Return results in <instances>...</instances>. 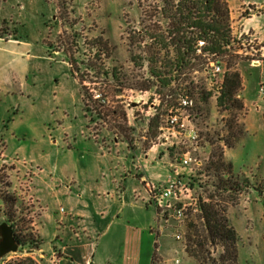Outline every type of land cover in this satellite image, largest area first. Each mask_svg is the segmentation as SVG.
I'll use <instances>...</instances> for the list:
<instances>
[{"label": "rangeland", "instance_id": "1", "mask_svg": "<svg viewBox=\"0 0 264 264\" xmlns=\"http://www.w3.org/2000/svg\"><path fill=\"white\" fill-rule=\"evenodd\" d=\"M187 1L0 0V209L16 236L40 243L0 264H56L58 248L93 244L98 264H152L155 250L157 264H196L184 236L199 200L224 211L238 264H264V0H224L228 53L203 48L183 61L169 17ZM248 6L263 12L244 27ZM231 71L240 102L221 104ZM186 97L190 109L180 106ZM175 115L196 141L168 124ZM220 153L249 187L225 186L208 170ZM184 157L193 162L181 168ZM175 168L187 188L163 198ZM103 212L133 227L126 252L121 225L100 241Z\"/></svg>", "mask_w": 264, "mask_h": 264}, {"label": "trees", "instance_id": "2", "mask_svg": "<svg viewBox=\"0 0 264 264\" xmlns=\"http://www.w3.org/2000/svg\"><path fill=\"white\" fill-rule=\"evenodd\" d=\"M193 9L196 10L195 13ZM169 19L170 27L173 28L171 33L176 36L172 44L178 47L181 60L184 61L187 55L196 50L194 48L199 40L205 41L206 47L203 50L210 54L226 55L228 53L227 48L231 44L229 10L224 0L187 1L181 4L178 11L172 14ZM220 85L223 89L220 98L221 104H225L226 101L240 102L236 99V94L242 86V80L237 71L228 73ZM239 107L242 108V104ZM227 146L233 148L230 142ZM219 155L218 161L211 158L208 170L211 171L215 167L216 176L221 178L225 186H229L233 182V185L239 186L238 181L241 178L234 174L232 164L225 162L223 154ZM241 180H243L244 187L250 186L247 177ZM197 211L194 223L189 225L184 236V250L188 258L196 264H238V237L235 230L229 225L224 211L212 202L208 203L203 200H199ZM161 212L162 210L158 208L157 214L160 215ZM8 219L12 225L11 219ZM15 237L22 247L28 244L34 249L40 247L39 241L32 237L25 238L20 235H15ZM27 262L35 264L32 259L20 260L16 264H28ZM158 262L159 258L155 250L152 264Z\"/></svg>", "mask_w": 264, "mask_h": 264}, {"label": "built area", "instance_id": "3", "mask_svg": "<svg viewBox=\"0 0 264 264\" xmlns=\"http://www.w3.org/2000/svg\"><path fill=\"white\" fill-rule=\"evenodd\" d=\"M261 11V7H247L246 10H244V13H247L248 16H255L257 14H255L256 12H260ZM206 46L205 41L203 40H199L197 45H196V50L198 52H202V49ZM216 55V54H215ZM217 56V55H216ZM218 57V56H217ZM222 69H223V64L221 62H212L211 63V72L213 74L214 77L219 76V74L222 73ZM219 89H222L221 85L219 86ZM260 92L262 94H264V85L261 87ZM97 99H101V96H97ZM102 102H105L104 99H101ZM180 106L182 108H186V109H190L193 107V101L190 100L188 97L186 98H182L181 102H180ZM189 119V118H188ZM168 124L172 127V128H178L181 132H185L187 133L186 137L190 140L196 141L198 139V135H197V131L194 127H188L185 119L180 118L179 116L175 115V116H170L168 119ZM191 162H193V159L191 157H184L183 159H181V161L178 162V166H180L181 168H185L187 167L189 164H191ZM187 188V184L186 182L183 180V178L180 175V172L178 171L177 168L172 169L170 171V174L167 178V180L165 181V184L160 192V195L163 198L166 199H180L181 193ZM150 191L153 194L152 197L154 199V201L158 198L157 196V189L153 186L150 185ZM170 206V205H169ZM175 214L176 217L178 219L182 218L184 216V208L183 207H177L175 208ZM181 236L180 235H176V239L180 240ZM179 261H177L178 263Z\"/></svg>", "mask_w": 264, "mask_h": 264}, {"label": "crops", "instance_id": "4", "mask_svg": "<svg viewBox=\"0 0 264 264\" xmlns=\"http://www.w3.org/2000/svg\"><path fill=\"white\" fill-rule=\"evenodd\" d=\"M261 7V11L259 12V14L261 12H263L262 10V6H259ZM259 14L257 15H253V16H250L249 18H244V19H241V22L243 24V26L245 27V24L247 21L249 20H253L255 19L256 17L259 16ZM252 30V29H250ZM264 44V42H262ZM264 49V47H263ZM264 56V55H263ZM133 147V145H131ZM142 179H146L144 176H142ZM117 217L115 216H111V214H106V213H102V218L104 219V226L103 228L101 229L102 231L99 233V238L100 241L111 236L113 234L114 229L115 228H118V226H122L125 228L126 230V233H125V237H124V250L125 252L127 251V248H128V242L130 241V233L131 232V226L129 225H125L126 223H121L122 220H120V215L117 213L116 214ZM60 222H64V219L62 220V218L60 219L59 223ZM110 241L111 239H107L105 241V250L110 247ZM96 248V251L98 250V246L95 247ZM95 248H94V244H93V247L90 246V245H85L83 247H62V248H58L57 249V253H59V257L57 259V263L56 264H98L96 262V251H95ZM126 254V253H125ZM110 263V261L108 262ZM124 264V263H123Z\"/></svg>", "mask_w": 264, "mask_h": 264}, {"label": "water", "instance_id": "5", "mask_svg": "<svg viewBox=\"0 0 264 264\" xmlns=\"http://www.w3.org/2000/svg\"><path fill=\"white\" fill-rule=\"evenodd\" d=\"M21 247L13 228L0 209V263L9 254L16 253Z\"/></svg>", "mask_w": 264, "mask_h": 264}]
</instances>
